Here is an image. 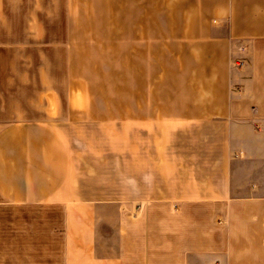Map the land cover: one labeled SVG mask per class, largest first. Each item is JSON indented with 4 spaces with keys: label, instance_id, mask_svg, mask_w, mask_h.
<instances>
[{
    "label": "crops",
    "instance_id": "obj_1",
    "mask_svg": "<svg viewBox=\"0 0 264 264\" xmlns=\"http://www.w3.org/2000/svg\"><path fill=\"white\" fill-rule=\"evenodd\" d=\"M18 1L0 0V264H264V0H110L122 25L85 28L20 26ZM117 117L204 131L210 168L184 197L85 200L58 122ZM40 205L76 214L67 236L111 211L115 249L37 251L20 211Z\"/></svg>",
    "mask_w": 264,
    "mask_h": 264
},
{
    "label": "rangeland",
    "instance_id": "obj_2",
    "mask_svg": "<svg viewBox=\"0 0 264 264\" xmlns=\"http://www.w3.org/2000/svg\"><path fill=\"white\" fill-rule=\"evenodd\" d=\"M13 5L14 14H20V26L85 28L122 25L123 22L113 17L118 13L114 10L122 4L110 0H19ZM16 19L11 13L10 22L18 25ZM86 63L85 70L89 71L110 68L102 61L97 64L94 58ZM58 123L63 127L58 133L73 154L74 179L69 184L77 188L85 200L148 203L174 197L173 191L184 197L189 178L194 185L196 178L203 175V167L210 168V162L205 161L211 153L208 144H204L205 132L189 131L187 125L178 130L165 125L159 131L152 128L151 123L118 117ZM110 212L107 209L98 212L95 235H79L68 229L67 236L66 227L71 223L73 229L80 232L81 222H76L75 213L67 222L66 211L59 205H40L29 211L21 209L20 234L25 238L28 226L30 234L34 226L37 251L93 249L99 255H107L116 245L107 222ZM153 262L160 264L163 260Z\"/></svg>",
    "mask_w": 264,
    "mask_h": 264
}]
</instances>
